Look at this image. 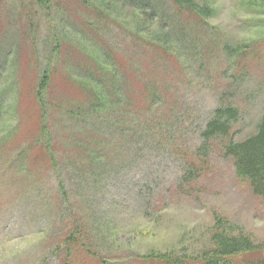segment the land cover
Returning a JSON list of instances; mask_svg holds the SVG:
<instances>
[{
  "label": "rangeland",
  "instance_id": "1",
  "mask_svg": "<svg viewBox=\"0 0 264 264\" xmlns=\"http://www.w3.org/2000/svg\"><path fill=\"white\" fill-rule=\"evenodd\" d=\"M211 1L216 10L190 51L189 78L182 69L167 73L177 95L168 93L160 113H144L137 87L121 89L134 113L128 120L172 135L156 133V140L148 139L138 122L124 136L127 118L121 108L82 123L53 106L44 117L56 157L53 167L35 142L42 126L36 87L48 65L45 43L55 20L63 17L65 30L73 33L92 14L73 0L62 1L60 12L50 10L48 16L32 0H0V264H146L141 258L152 250L201 248L217 216L264 243V200L236 176L220 145H213L206 166L191 164L200 130L215 107L225 102L240 107L235 129L242 135L252 129L264 105L263 14H251L244 0ZM120 12L84 33L92 48L102 50L108 42L116 54L136 59L141 68L127 72L134 82L150 69L152 56L136 42L137 18L130 19L134 10ZM31 17L36 31L27 26ZM74 45L68 44V54L84 60ZM234 46H244V55H229L228 47ZM60 67L64 76L46 98L53 104L86 102L79 83L64 63ZM148 74L156 78L157 73L152 69ZM156 117L162 120L152 123ZM189 169L195 179L188 183L182 177ZM75 230L82 233L86 252L71 255L68 262L63 239Z\"/></svg>",
  "mask_w": 264,
  "mask_h": 264
},
{
  "label": "trees",
  "instance_id": "2",
  "mask_svg": "<svg viewBox=\"0 0 264 264\" xmlns=\"http://www.w3.org/2000/svg\"><path fill=\"white\" fill-rule=\"evenodd\" d=\"M32 1L45 16H48L46 12L50 10L60 12L61 7L64 6L62 1L65 2V0ZM162 1V5L157 6L149 0H73L88 14H92V18L84 23L83 29L72 31L73 33L65 30L63 17L59 21L53 18L56 23L50 24L49 39L45 43L48 65L42 71L36 87L37 99L41 106L42 126L35 140L42 145L53 167L56 165V157L44 119L45 114L53 106L62 109V112L71 119L82 123L87 119L91 120L95 114L121 108L126 110L123 114L127 118L124 120L127 125L122 129V134L126 133L124 136L131 134L135 130L133 126L135 127L138 122L144 127L140 130L141 134L148 139L156 140V133L165 138L172 135L170 130L163 132L164 129H162L160 133L157 128L153 129L141 120L137 123L128 120L130 115L134 116V113L130 109V101L125 100L123 94L125 92L121 89L125 87V84L137 87L145 102L144 113H160V110L165 107L168 93L172 91L171 94L177 95L174 93L176 83L168 77L167 73L171 74L174 70L176 74H179V70L182 69L184 77L189 78L190 51L195 46V40L200 38L201 31L207 30L206 21L213 17L216 9L211 0ZM167 3L170 8H167ZM243 4L248 11L252 12L251 14H263L259 20L264 23V0H244ZM125 7L134 10L130 19L137 18L135 23L137 28L134 29L136 42L140 44V48L146 52L147 56H152L148 60L150 62V69H148L156 71V78H151L148 69L143 71L142 68L143 73H147L141 75L136 81L130 82L127 78L128 70L137 71L141 68L140 64H136V59L116 54L108 42H104L105 47L102 50L92 48L91 40L84 33L85 30L91 33L94 29H98L100 19L103 17L118 18L120 11ZM27 22V26L35 28L36 31L33 18H28ZM3 33H0V37L4 35ZM71 34L73 37H69ZM69 43L78 46L79 52L84 55V60L68 54ZM243 47H228L230 49L227 50L229 55L236 59L244 55L240 54ZM64 48L65 55H62ZM61 63H64L65 70H69L70 76L79 83L81 91L87 94L86 102L74 105H64L62 102L53 104L46 98L51 85L56 79L64 76L60 67ZM240 117V107L232 102H225L215 107L200 130L199 142L191 152L194 157V160L191 159V164L195 165L196 169L206 166V163L211 160V148L213 145H220L218 148L223 155L232 159L236 176L241 181H246L251 191L264 200V105L252 129L242 135H239L242 132L240 129H235ZM157 120L160 122L162 117L153 118L151 122L155 123ZM161 125L164 123H160L158 127ZM2 146L0 145V149ZM19 156H22V152ZM195 161H198V166ZM182 178L188 183L194 181V170L189 169ZM81 234L75 230L63 239L62 248L67 253L68 262L71 255L81 251L86 252L83 250ZM58 249L61 251L59 247ZM252 254L257 255L256 258L249 257ZM141 261L146 264H264V243L256 242L250 234L244 232V229H240L228 218L217 216L210 228L209 239L198 250L179 249L165 253L152 250L143 255Z\"/></svg>",
  "mask_w": 264,
  "mask_h": 264
}]
</instances>
